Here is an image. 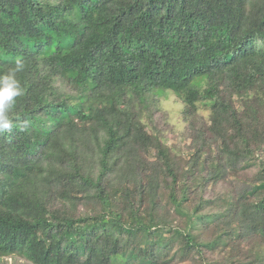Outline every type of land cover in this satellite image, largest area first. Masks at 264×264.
<instances>
[{
    "label": "trees",
    "instance_id": "1",
    "mask_svg": "<svg viewBox=\"0 0 264 264\" xmlns=\"http://www.w3.org/2000/svg\"><path fill=\"white\" fill-rule=\"evenodd\" d=\"M17 58L0 264H264V0H0Z\"/></svg>",
    "mask_w": 264,
    "mask_h": 264
},
{
    "label": "rangeland",
    "instance_id": "2",
    "mask_svg": "<svg viewBox=\"0 0 264 264\" xmlns=\"http://www.w3.org/2000/svg\"><path fill=\"white\" fill-rule=\"evenodd\" d=\"M160 107L165 113L160 120L161 127H159V129H166L164 133L169 137V142L175 144L174 146H179L181 144V148L188 147L191 144L192 139L188 130L189 122L185 119L186 112L181 101L174 95V93H170L168 98L163 97V99H161ZM197 113L198 115L193 119L194 126L195 124L200 123V120H208L210 111L203 106H200ZM182 136L185 137L183 140L181 139ZM180 140L182 141L180 142ZM254 172L255 168L251 170H241L240 175L243 179H248V177H251ZM235 185L239 186V183L237 182ZM231 186L232 183L230 181L221 182L218 186L211 187L210 192L213 191L211 193H217V195L226 194L229 192ZM210 192L208 195L211 194ZM234 192L236 193V190H234Z\"/></svg>",
    "mask_w": 264,
    "mask_h": 264
},
{
    "label": "clouds",
    "instance_id": "3",
    "mask_svg": "<svg viewBox=\"0 0 264 264\" xmlns=\"http://www.w3.org/2000/svg\"><path fill=\"white\" fill-rule=\"evenodd\" d=\"M24 67V61L17 58L14 61V67L0 72V134L11 132L14 126L21 131L28 128V121H21L14 125L10 118L17 98L23 95V88L17 79V73L22 72Z\"/></svg>",
    "mask_w": 264,
    "mask_h": 264
}]
</instances>
